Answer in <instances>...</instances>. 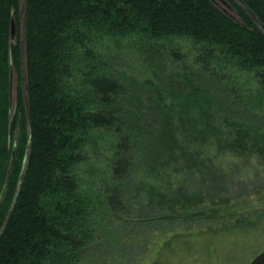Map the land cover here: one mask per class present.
<instances>
[{
    "label": "trees",
    "instance_id": "trees-1",
    "mask_svg": "<svg viewBox=\"0 0 264 264\" xmlns=\"http://www.w3.org/2000/svg\"><path fill=\"white\" fill-rule=\"evenodd\" d=\"M21 1L0 0V264H98L124 230L177 227L176 205L211 217L199 204L233 184L217 155L264 166V30L235 0L240 20L213 0H28L24 42ZM244 1L264 22V0ZM137 161L210 185L135 202Z\"/></svg>",
    "mask_w": 264,
    "mask_h": 264
},
{
    "label": "rangeland",
    "instance_id": "rangeland-1",
    "mask_svg": "<svg viewBox=\"0 0 264 264\" xmlns=\"http://www.w3.org/2000/svg\"><path fill=\"white\" fill-rule=\"evenodd\" d=\"M213 1L228 15L240 20L232 1ZM18 85V74L13 68L12 113L15 112L17 103ZM197 144H201V150L207 147V152L216 150L209 141ZM140 153L142 155L141 151ZM215 162L223 175L227 174L232 178L233 184L228 192L225 187L224 192L217 194L215 198L206 196V202H199L200 206L209 207L211 213L214 209L211 217L202 216L200 220L186 222L187 220H183L186 218V213L183 214L184 206L176 205V212L182 214L178 216L177 227L167 231L152 228L136 233L124 230L123 233H131L132 237L117 235L118 242L123 243L122 248H113L106 255L107 260L98 264H250L264 251V166L257 156L251 155L247 159L230 153L217 155ZM174 164L167 170H160L163 167L159 164L154 169L152 166L147 168L145 162L139 164L137 161L130 176L133 201L146 202L153 194L152 186L157 188L156 192L179 194L182 188L194 192L200 187L207 188L206 184L210 185L209 182L200 183V169L189 166L182 171L173 172L171 170ZM87 169L85 165L80 168L86 177ZM79 175L82 176L80 173ZM206 194H209V190H206ZM115 225L117 227L118 224ZM114 228L100 226L99 237L104 235L106 238Z\"/></svg>",
    "mask_w": 264,
    "mask_h": 264
},
{
    "label": "water",
    "instance_id": "water-1",
    "mask_svg": "<svg viewBox=\"0 0 264 264\" xmlns=\"http://www.w3.org/2000/svg\"><path fill=\"white\" fill-rule=\"evenodd\" d=\"M237 3L240 4L241 7L244 8V10L255 20V22L264 30V22L262 19L257 15V13L244 1V0H235ZM20 13L22 17V22H21V35H22V41H25V36H26V29H27V21H28V0H22L21 1V6H20ZM17 34H18V27H17V20L16 18L12 17L11 19V38L14 40L17 39ZM22 85H23V93H24V99L26 103V108H27V114H28V119H29V125H30V132H31V112H30V102H29V96H28V89H27V76H26V57H25V47L24 44L22 46ZM11 100H12V84H11ZM30 145L31 142H29L28 145V153L30 150ZM16 155V150L14 149L13 151V159L15 158ZM28 161V160H27ZM25 161V165L23 167V170L20 175V182L18 186V191L16 194V197L14 199V203L12 208H14V204L16 202V199L18 197V194L20 192V188L22 186V183L25 178V171H26V164L28 163ZM13 165V161L11 163V166ZM11 211L9 212V217L6 219L5 226L2 230L6 228V225L10 219L11 216ZM250 264H264V251L261 252L259 255L255 257V259L250 263Z\"/></svg>",
    "mask_w": 264,
    "mask_h": 264
}]
</instances>
